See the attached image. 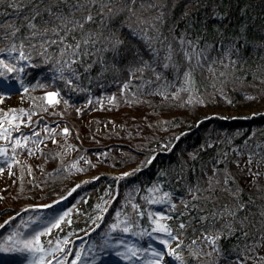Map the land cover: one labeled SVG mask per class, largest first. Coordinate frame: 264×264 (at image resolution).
<instances>
[{"label": "snow or ice", "instance_id": "obj_1", "mask_svg": "<svg viewBox=\"0 0 264 264\" xmlns=\"http://www.w3.org/2000/svg\"><path fill=\"white\" fill-rule=\"evenodd\" d=\"M136 2L137 0H0V13L6 11L5 5L24 13L22 20L17 16L16 21L0 23V40L7 41L4 47H0V100L14 91L28 92L29 88L48 87L39 80L33 84L23 77L26 66H36L37 58L40 63L50 65V71L64 82L63 87L71 91H91L94 80L106 79L107 73L111 72L113 81L121 86L123 92H132V85L136 87V91L132 92L133 96L146 88H151L166 99L180 98L181 93L186 92L188 95L184 101L185 106L207 104L217 91L223 95L229 82L235 83L249 74L254 79L264 81V74L257 75L258 69L241 71L243 51L239 40L246 32V25L241 27L236 36H225L221 32L217 51L214 43H208L203 35L193 36L188 30L195 26V18L189 19L188 28L179 35L175 34V28L169 29L172 33L169 38L164 30L168 0H141L139 11ZM190 11L186 10L183 16L190 17ZM125 12L128 13L125 21L120 22L117 27L119 15ZM125 25L130 36L143 41L142 46H128V41L122 34ZM207 31V27H204L203 32ZM109 52L111 59L107 55ZM213 52L217 54L213 56ZM97 64L100 65L98 72L95 70ZM198 70L201 74L207 71L213 82V93L199 92L196 77ZM125 73L127 78L122 79ZM170 75H174L175 79H170ZM173 85H176V91L170 92ZM246 96L254 98L249 94ZM43 98L49 105L61 101L70 103V98H64L61 87L44 92ZM116 99V94H113L111 100ZM87 103H91V98ZM17 111L23 113L26 110L10 109L5 116H0V139L15 141L11 144L12 156L16 155L17 149L28 147L30 136L39 135L38 128L27 135L18 128H5L2 121L10 116L15 123ZM25 122L32 123L31 115L27 121L19 120L21 124ZM13 130L18 134L13 136ZM44 130L56 132L54 127L47 124ZM61 131L69 133L70 129L66 126ZM52 139L53 143H57L55 136ZM229 142L231 143L230 139ZM248 142L249 140L245 141ZM213 144L214 140H205L198 150L188 154L190 160L184 159L181 153V158L175 165L174 179L176 187L184 188L182 195L177 197L173 188L158 182L148 188L144 197L146 202L166 205V211L149 209L145 213L139 204L133 203L135 219L139 220L147 215L151 232L141 229L133 233V218L123 213L126 219L121 221V212H117V221L110 225L112 229H121L124 233L136 236H154L163 246L144 248L118 238L113 241L120 247V251L116 252L118 257L124 261H133L135 258L136 264H139L144 253H150L146 264H247L249 260H254L255 264H264V256H259L256 252L258 247H264V206L260 210L261 223L256 229L259 234L257 238L250 227L255 221L248 212L249 202L244 200V189L236 180L231 167V163H235L238 170L246 169L251 182L261 187L257 177L262 174L259 169L264 164V149L257 144V151L249 150L247 160L241 167L239 158L231 160L230 153L223 150L210 157L209 161H204L201 153ZM233 151L243 155L244 150L234 147ZM31 154L29 151V155ZM0 156H8L7 146L0 145ZM197 160L200 161L199 168L195 164ZM11 163L18 164L20 161L12 160ZM72 163L76 166V161ZM186 167L196 173L195 180L185 175ZM3 171V167H0V172ZM161 174L168 173L162 170ZM121 175L127 176L129 173ZM254 202L255 197L251 200V203ZM96 207L100 209V217L108 211L107 207L102 208L100 204ZM70 212L71 209L47 219L36 218L40 223L29 234L16 228L0 237V264H17L13 259L16 254H24L22 264H78L81 252L68 247L71 241L67 235H57L54 240H42L44 235L51 237L54 230L62 232L63 223L71 224ZM12 219L11 216L8 217L0 224V228ZM21 224L25 228L29 227L23 221ZM197 232L200 235H196ZM232 236L236 237V242L229 252L225 250L222 240ZM108 246V241L105 240L100 247L102 256L108 254L105 251ZM96 259L101 260V257Z\"/></svg>", "mask_w": 264, "mask_h": 264}, {"label": "trees", "instance_id": "obj_2", "mask_svg": "<svg viewBox=\"0 0 264 264\" xmlns=\"http://www.w3.org/2000/svg\"><path fill=\"white\" fill-rule=\"evenodd\" d=\"M140 2L141 0L136 2L138 11ZM4 7L6 11L0 13V23L16 21L17 16L20 20L23 19V11L11 9L7 5ZM186 10H191L190 17L183 16ZM214 13L227 15L220 16ZM127 15V12L119 15L116 21L117 27L120 22L125 21ZM191 18H195V26L188 28ZM244 25L247 26L246 32L239 40V46L243 51L241 71L250 72L252 69H258L257 75L264 74V0H168L164 30L171 38L172 33L168 31L169 29L175 28V34L179 35L188 28L193 36L203 35L204 39L208 43H214L219 51L221 32L225 36H236ZM204 27H207V33L203 32ZM122 34L128 41L129 47L143 45V41L129 35L126 25ZM6 43L7 41L0 40V47H4ZM212 54L215 56L217 52ZM107 55L111 59V53ZM95 70L97 72L100 70L99 64L95 66ZM23 77L25 81L33 84L39 80L40 83L48 85L45 88H29L28 92L20 91L22 95L14 104L17 105V110L26 111L23 113L18 111L17 114L25 121L29 115L32 117V123L25 122V125L33 127L34 123L39 121L37 125L43 129L42 133H45V124L55 127L57 135L62 130L58 129L59 126H67L70 131L65 134L67 138L62 131L57 136L56 140L59 143L56 149L50 147L49 150L40 151L33 159V168L27 173L23 172L17 177L16 171H13L11 175L15 177L13 179L15 185L19 186L28 184L25 175L33 176L44 170L42 187L50 190L45 193L46 199L61 198L70 191L66 199L76 195L83 196L77 211L84 232L90 229L88 224L97 210L98 203H94L97 198L105 196L107 200L111 199L108 211L104 215L108 217L114 206L122 203L128 188H134L133 203L139 204L145 213H147V202L143 201L144 197L148 188L157 182L173 188L177 197L182 195L185 190L183 187H176L174 179L175 165L179 162L181 153L184 159L190 160L188 154L198 150L205 140H214L215 144L201 153L204 161H209L210 157L216 156L223 150L230 153L231 160L239 158L241 167L247 160L249 150L257 151V144L264 149V81L259 78L254 79L251 74L241 77L235 83L229 82L224 88V94L221 95L217 91L207 104L187 106L184 103L188 95L186 92L181 93L180 98L168 99L153 92L151 88L141 90L137 96H133L132 92L136 91L135 85L131 86L132 92H123L121 86L113 81L111 72L107 73L106 79L94 80L91 91H71L63 87L64 82L50 71V65L40 63L38 58L36 66H26ZM196 77L201 94L213 93V82L207 71L201 74L198 70ZM126 78L125 73L122 79ZM169 78L175 79V76L170 75ZM56 87L63 89L64 98H70L69 104L61 101L58 104L48 105L44 102L43 93ZM171 91H176V85L172 86ZM113 94L117 97L115 101L111 100ZM246 94L254 98L250 99ZM89 98H91L90 104L87 103ZM166 121L170 123H165ZM246 140L249 142L245 143ZM68 145L76 147H68ZM234 147L243 149V155L233 151ZM21 152L22 150L17 151L15 156ZM10 154L6 157V162L16 167L18 171L17 164L11 163L15 156ZM67 154L73 155L76 166H73L70 160L62 163V155ZM149 159H151L150 163ZM195 164L199 168L200 161H195ZM231 167L235 172L236 180L244 189L242 193L244 200L249 202L248 212L254 217L255 222L250 227L259 238L256 229L261 223L260 210L264 206V193H262L264 164L259 169L262 174L257 177L261 187L251 182V176L246 169L238 170L235 163H231ZM108 168L118 171H125L127 168L138 169L120 179L107 174L98 176L101 171L105 172ZM162 170L168 174L162 175ZM84 175H91V179L75 186ZM185 175L192 180L196 179V173L187 167ZM253 197L255 202L251 203ZM126 203L128 204V201ZM59 204L60 202H57L54 206ZM156 208L166 211V205L160 204ZM7 209L1 212H10ZM124 211L125 206H122L121 213ZM149 224L147 215L139 220L135 219L137 229L148 230ZM70 226H76V221H72ZM196 235L200 233L197 232ZM235 242V236L222 240L225 250L229 252ZM256 252L259 256H264V247H258ZM247 264H255V261L249 260Z\"/></svg>", "mask_w": 264, "mask_h": 264}, {"label": "rangeland", "instance_id": "obj_3", "mask_svg": "<svg viewBox=\"0 0 264 264\" xmlns=\"http://www.w3.org/2000/svg\"><path fill=\"white\" fill-rule=\"evenodd\" d=\"M22 93L20 90L14 91L10 96H5L3 100H0V116H5V114L10 109H17V105L14 104L16 101L19 100ZM20 96V97H19ZM19 97V98H18ZM18 98V99H17ZM44 99V98H43ZM45 102V100H44ZM46 103V102H45ZM49 105V104H48ZM17 113H19L17 111ZM16 115V122L13 123L11 121V117L8 116L6 119L2 121L4 123L6 129H16L18 128L21 132L24 134H29L34 131L39 130L38 137H29L28 141V147L25 148H19L16 150L21 151V153L18 154V156H15L13 160H19L21 163L17 164V168L14 166L8 165V162H6V157L0 156V167H3L4 171L0 172V224H3L5 220L8 219V217H12L13 219L9 221V223L4 226L3 228H0V237L3 235L8 234V232L12 229L19 228V230L22 233L29 234L31 231L40 223L39 219L36 218H44L47 219L50 216L57 214L62 211H68L71 209L70 212V218L71 221H76V226H70L71 224L63 223V231L59 232L58 230L53 231V235L50 237L48 235L42 236V240L47 241L48 239H55V236H63L67 235L69 237V240L71 241V244L68 245L70 249H74L81 252V261L78 262V264H136L135 258L133 261H124L121 257H118L116 255L117 251H120V247L115 245L113 241L115 239H124L126 242H132L137 244L140 247L147 248L149 246H154L156 248H162V244L155 240L154 236L149 235H142V236H136L133 233L135 231H139L141 229H137L135 225V217L133 215L134 210L132 208L133 200V189L128 188L126 190V197L122 198V203L117 204V206L111 210V214L109 212L108 217H105V213L102 217L99 216L100 209H97L93 214V219L88 224V231L84 233L82 228L83 224L81 221V218L79 217V213L77 211V207L80 205L83 196L76 195L73 196L70 199H66V196L61 198H54L52 200L45 198V193L47 191H50L48 189H44L42 185L44 186V170L40 171L39 173L33 175V176H26L25 179L28 181V184H20L19 186L15 185V180H13L15 177L13 174V171H16L17 177L19 175L21 176L23 172L27 173L29 171V165H32L31 169L33 168V159L34 157L40 152V151H46L49 150L50 147L56 149V146L59 142L53 143L52 137L55 136V139L57 136L61 134V131L59 135L56 132V134H53L50 131L43 132V129H41L37 123H34L32 126H26V123H19V120L21 117ZM66 126H59L58 129H63ZM55 128V127H54ZM59 132V130H58ZM17 131L13 130L12 135H17ZM62 134H67L63 133ZM65 138H67L65 136ZM64 138V139H65ZM66 140V139H65ZM57 141V140H56ZM15 143L14 140L11 141H5L0 139V145H5L8 148V155L9 153L13 152V149L11 147V144ZM67 148V147H66ZM66 150V149H65ZM29 151L32 152L31 155H29ZM69 153V152H68ZM11 156V154H10ZM63 160L62 163H67L68 160L72 163L74 161L73 155L70 156V154L62 155ZM22 164V166L20 165ZM73 164V163H72ZM52 164L50 163V166ZM138 168H127L125 171H118L115 169H109L107 171H101L100 174H107L119 177H124L123 173H131L133 170H137ZM33 172V170H32ZM8 173V175H6ZM6 176H5V175ZM10 174V175H9ZM32 177V178H31ZM91 179V175H84L82 176L77 184L84 183L85 181H88ZM40 184V185H39ZM74 186V187H75ZM151 187V186H150ZM71 192V191H70ZM67 193V195L70 194ZM105 194H107L105 192ZM44 197V198H43ZM105 197V196H104ZM101 197L100 199L94 200V203H98L101 205V207H107L110 204V200H107L106 198ZM159 197V194H157V198ZM143 199V198H142ZM100 200V201H99ZM53 201L60 202L58 206H54L55 203ZM128 201V204L126 203ZM144 202L146 200H143ZM107 202V203H105ZM146 203V202H145ZM47 205V207H45ZM160 204H146L147 211L149 209L157 210V206ZM122 206H125L124 213H127L129 217L133 218L134 228L133 233H124L121 229H112L110 225L117 221V212L122 209ZM8 208L10 212H1V210H4ZM33 219H29V218ZM121 221L125 220V216L123 213H121V216L119 217ZM21 221L28 224L29 227L25 228ZM150 223V221H149ZM148 232H151V226L149 224ZM145 230V229H144ZM105 240L108 241V247L105 249V251L108 253L107 255H101L100 247L104 245ZM175 244V242H173ZM81 245H83V248H81ZM150 253H144V255L140 258L139 264H146V260L149 258ZM97 257H101V260H97ZM50 258V257H49ZM13 259L17 262V264H22L24 259V254H16ZM166 259H168L166 257Z\"/></svg>", "mask_w": 264, "mask_h": 264}, {"label": "water", "instance_id": "obj_4", "mask_svg": "<svg viewBox=\"0 0 264 264\" xmlns=\"http://www.w3.org/2000/svg\"><path fill=\"white\" fill-rule=\"evenodd\" d=\"M49 91V90H48ZM45 102L47 103L46 99L44 98Z\"/></svg>", "mask_w": 264, "mask_h": 264}]
</instances>
